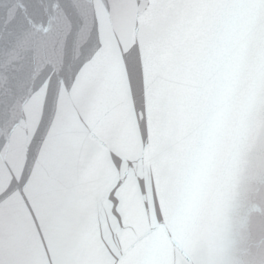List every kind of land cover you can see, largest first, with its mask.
I'll return each mask as SVG.
<instances>
[{"label":"snow or ice","instance_id":"obj_1","mask_svg":"<svg viewBox=\"0 0 264 264\" xmlns=\"http://www.w3.org/2000/svg\"><path fill=\"white\" fill-rule=\"evenodd\" d=\"M226 113L248 228L206 247ZM0 264H264V0H0Z\"/></svg>","mask_w":264,"mask_h":264},{"label":"water","instance_id":"obj_2","mask_svg":"<svg viewBox=\"0 0 264 264\" xmlns=\"http://www.w3.org/2000/svg\"><path fill=\"white\" fill-rule=\"evenodd\" d=\"M245 83L246 78H242L237 94ZM234 126L233 115L226 113L207 137L200 136L198 127L193 129V138H199L203 144L204 160L200 167L195 204L188 223L189 227L205 237L206 247H212V237L225 219L238 232L246 233L248 228L247 216L241 214L237 196H229L225 187Z\"/></svg>","mask_w":264,"mask_h":264}]
</instances>
